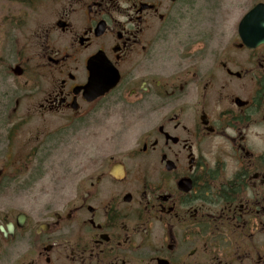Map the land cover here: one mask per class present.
Instances as JSON below:
<instances>
[{
  "label": "flooded vegetation",
  "instance_id": "1",
  "mask_svg": "<svg viewBox=\"0 0 264 264\" xmlns=\"http://www.w3.org/2000/svg\"><path fill=\"white\" fill-rule=\"evenodd\" d=\"M261 3L0 0V264H264Z\"/></svg>",
  "mask_w": 264,
  "mask_h": 264
},
{
  "label": "water",
  "instance_id": "2",
  "mask_svg": "<svg viewBox=\"0 0 264 264\" xmlns=\"http://www.w3.org/2000/svg\"><path fill=\"white\" fill-rule=\"evenodd\" d=\"M260 15V16H259ZM250 24L253 33L258 34L260 41L264 40V4H258L246 15L241 25Z\"/></svg>",
  "mask_w": 264,
  "mask_h": 264
},
{
  "label": "rangeland",
  "instance_id": "3",
  "mask_svg": "<svg viewBox=\"0 0 264 264\" xmlns=\"http://www.w3.org/2000/svg\"><path fill=\"white\" fill-rule=\"evenodd\" d=\"M257 1H259V0H248V3H249V7H251L254 3H256ZM8 104H10L9 102H8Z\"/></svg>",
  "mask_w": 264,
  "mask_h": 264
}]
</instances>
